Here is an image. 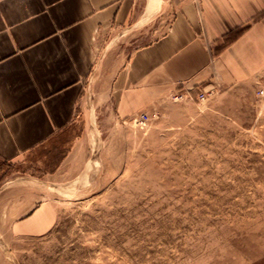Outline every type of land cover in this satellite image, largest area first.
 <instances>
[{
    "label": "rangeland",
    "instance_id": "rangeland-1",
    "mask_svg": "<svg viewBox=\"0 0 264 264\" xmlns=\"http://www.w3.org/2000/svg\"><path fill=\"white\" fill-rule=\"evenodd\" d=\"M104 79L89 80L74 152L56 176L45 163L0 164V186L25 180L57 210L45 235L0 242V264H262L264 68L201 102L185 91L119 116Z\"/></svg>",
    "mask_w": 264,
    "mask_h": 264
},
{
    "label": "crops",
    "instance_id": "crops-1",
    "mask_svg": "<svg viewBox=\"0 0 264 264\" xmlns=\"http://www.w3.org/2000/svg\"><path fill=\"white\" fill-rule=\"evenodd\" d=\"M260 67L264 0H0V164L45 163L56 176L95 74L119 116L246 81ZM20 180L0 186V242L43 236L56 222L55 205Z\"/></svg>",
    "mask_w": 264,
    "mask_h": 264
},
{
    "label": "built area",
    "instance_id": "built-area-1",
    "mask_svg": "<svg viewBox=\"0 0 264 264\" xmlns=\"http://www.w3.org/2000/svg\"><path fill=\"white\" fill-rule=\"evenodd\" d=\"M257 94L260 95V96L264 95V79H262L260 84H259V87L257 89ZM196 96H197L196 99L198 101H200V102L205 99V94L202 91L201 92H196ZM146 120H148V117L145 114H141V115H139V117H137L135 119V121H137L140 125H145Z\"/></svg>",
    "mask_w": 264,
    "mask_h": 264
},
{
    "label": "bare ground",
    "instance_id": "bare-ground-1",
    "mask_svg": "<svg viewBox=\"0 0 264 264\" xmlns=\"http://www.w3.org/2000/svg\"><path fill=\"white\" fill-rule=\"evenodd\" d=\"M96 138V137H95ZM94 139V138H93ZM92 140V139H91ZM91 142V141H90Z\"/></svg>",
    "mask_w": 264,
    "mask_h": 264
}]
</instances>
